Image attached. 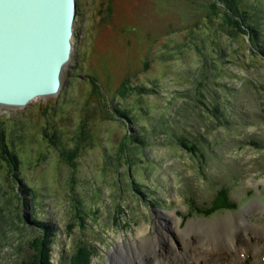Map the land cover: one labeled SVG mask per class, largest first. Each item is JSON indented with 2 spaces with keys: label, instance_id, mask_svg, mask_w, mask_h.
<instances>
[{
  "label": "rangeland",
  "instance_id": "rangeland-1",
  "mask_svg": "<svg viewBox=\"0 0 264 264\" xmlns=\"http://www.w3.org/2000/svg\"><path fill=\"white\" fill-rule=\"evenodd\" d=\"M239 1L258 40L223 23L215 0H78L61 91L0 109L23 180L0 171V264L34 260L42 234L51 264H70L81 243L90 264H111L115 247L157 232L168 250V212L179 232L250 205L248 225L264 224V0ZM127 79L136 90L123 95ZM54 133L64 151L79 146L75 172ZM223 198L229 209L216 208Z\"/></svg>",
  "mask_w": 264,
  "mask_h": 264
},
{
  "label": "water",
  "instance_id": "water-1",
  "mask_svg": "<svg viewBox=\"0 0 264 264\" xmlns=\"http://www.w3.org/2000/svg\"><path fill=\"white\" fill-rule=\"evenodd\" d=\"M77 13L78 0H0V106L61 91Z\"/></svg>",
  "mask_w": 264,
  "mask_h": 264
},
{
  "label": "bare ground",
  "instance_id": "bare-ground-1",
  "mask_svg": "<svg viewBox=\"0 0 264 264\" xmlns=\"http://www.w3.org/2000/svg\"><path fill=\"white\" fill-rule=\"evenodd\" d=\"M254 209L250 205L238 215L215 221H190L180 232L174 212H168L163 224L172 241L168 250L165 239L157 232L152 238L143 239L141 246L140 242L130 241L115 247L118 252L111 257L116 261L111 264H264V224L248 225V216ZM146 230L148 227L139 229L136 236L144 237ZM173 236L180 240L179 244L174 243ZM118 240H123L122 236Z\"/></svg>",
  "mask_w": 264,
  "mask_h": 264
},
{
  "label": "trees",
  "instance_id": "trees-1",
  "mask_svg": "<svg viewBox=\"0 0 264 264\" xmlns=\"http://www.w3.org/2000/svg\"><path fill=\"white\" fill-rule=\"evenodd\" d=\"M215 1L216 4L220 3V5L224 7V9H222V7H220L219 9V7H217L216 4H212V7L222 11L220 13H221V17L223 18V23L227 22L229 26L236 28L235 30L236 32L247 34L252 38V40H258V38L260 37V31L258 28H256V25L254 24L255 23L254 19L252 18V16H250L249 11H243L240 9L239 0H215ZM261 52L264 55V50H261ZM92 82L94 85L98 83L96 79H93ZM129 84L130 82L128 79L122 84L121 93H123V95L126 94V91L131 92L136 90V86L133 85L130 86ZM137 89L141 90L142 92L154 91L153 89H145L138 87ZM148 92L147 94H149ZM141 94L144 95V93ZM81 128L83 129V126H81ZM46 137L49 139L50 144H52L55 148H57L61 152V155L63 156L66 155V161L68 165L75 172L77 168L75 160L79 155V146H76L71 151L67 152L64 151V149H62V146L60 145V136L57 133H54L52 135L46 134ZM140 142L143 143L142 141ZM179 144L183 148L188 150L191 155L197 156L199 154L201 156V152L199 151L196 144L191 142L190 140L182 137L179 140ZM122 152L123 153L126 152L125 148L122 149ZM19 167H20L19 156L17 152L12 148V146L8 143L7 131L2 121H0V171L1 169L6 168L7 170H9V173L11 175H13L15 178H18L23 183V180L20 178L21 174ZM4 193H5L4 187L0 185V199L3 197ZM35 195L36 193H34V196ZM230 206H232V204H230V201L225 200L223 198V200L220 203H218L216 208L229 209ZM30 222L34 223L35 226L40 227L42 231L44 232L48 231L47 229L49 227L47 226V224L40 222L37 219L31 220ZM42 235H43L42 237L36 239V241L33 242L32 244V249H33L32 258L34 260H30L29 262H25L24 264H51L50 261L52 260V251L48 250L47 247V244L50 243V241L49 239L48 240L46 239L48 235L46 234H42ZM46 240H47V244H46ZM90 255L91 254L87 246L81 243L77 246L75 253L72 255V260L70 264H90L91 262Z\"/></svg>",
  "mask_w": 264,
  "mask_h": 264
}]
</instances>
